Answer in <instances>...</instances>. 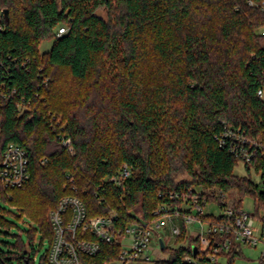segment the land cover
<instances>
[{"label":"trees","instance_id":"trees-1","mask_svg":"<svg viewBox=\"0 0 264 264\" xmlns=\"http://www.w3.org/2000/svg\"><path fill=\"white\" fill-rule=\"evenodd\" d=\"M263 3L0 0V85L8 93L1 143L25 148L31 171L23 188L0 193L37 227L27 243L14 235L17 243L0 249V264H37L38 234L40 247L48 244L39 264H49V216L65 196L83 203L86 221L115 212L119 239L130 225L154 219L168 201L160 193L194 186L210 198L233 193L238 206L251 198L259 215L263 191L251 176L234 173L240 161L218 138L228 128L256 140L261 150L243 165L264 172V98L257 91L264 88ZM50 40L51 50L41 53ZM124 166L129 177L121 175ZM183 172L190 177L178 181ZM11 225L0 213V227ZM76 240L99 244L96 255L78 252L81 264H109L121 251L82 228ZM178 240L188 246L165 247L167 258L154 264H185L197 240L185 231ZM239 255L228 254L229 262Z\"/></svg>","mask_w":264,"mask_h":264},{"label":"built area","instance_id":"built-area-1","mask_svg":"<svg viewBox=\"0 0 264 264\" xmlns=\"http://www.w3.org/2000/svg\"><path fill=\"white\" fill-rule=\"evenodd\" d=\"M251 6H256L250 1ZM264 7V3H263ZM264 9V8H263ZM3 29L0 20V31ZM66 32V28L59 29L58 35ZM264 35V28L261 32ZM258 91V96L264 98V88ZM6 87L0 85V192L12 188H23L31 179L30 159L28 151L13 143L2 146V108L1 99H7ZM57 119L54 116L53 120ZM61 124V118L57 119L55 125ZM65 125H62V129ZM221 146L230 144L229 151L242 163H251L257 153L261 150V144L256 140L246 137L241 130L226 129L218 138ZM63 143L70 146L71 140L67 134L63 136ZM127 166L122 169L123 177L130 176ZM118 182L116 177L111 179ZM264 183V180L262 181ZM264 193V187L261 189ZM159 194L160 198L168 201L159 205L153 210L154 219L138 225H130L122 238L130 239L129 244L119 242L115 229L117 215L111 212L108 217H96L86 221V210L83 203L73 196L63 197L58 208L50 213L49 220L54 232V240L48 251L49 264H81L78 252L89 255H96L99 252V244L85 240H76L77 229L90 231L95 237L108 244H120L121 251L118 259L109 264H138L140 262H152L149 252L153 251L156 256L160 255L162 248L157 250L153 247L155 229H160L166 223H170L171 237L178 240L183 231L187 233V238H194L197 242L191 244L192 254H186L183 258L185 264H229L225 258L233 251L241 252L242 247L264 248V230L258 236L257 220L264 222V207L257 215L253 212H246L242 206L236 205L227 199V193L217 191L213 198L204 194L199 187H190L187 192L171 190L168 193ZM211 195V194H210ZM10 197L9 193H5ZM214 204L219 207V214L205 213L204 207ZM191 208L195 214L185 210ZM72 210L69 222H65L66 211ZM180 219V222H177ZM198 226L197 232H190L189 225ZM71 237V240L68 239ZM162 240V239H161ZM160 245V241L158 243ZM179 246L187 247V243ZM165 247V244H164ZM194 247L197 253L194 254ZM264 251L260 264L263 261ZM160 259V258H159Z\"/></svg>","mask_w":264,"mask_h":264},{"label":"rangeland","instance_id":"rangeland-1","mask_svg":"<svg viewBox=\"0 0 264 264\" xmlns=\"http://www.w3.org/2000/svg\"><path fill=\"white\" fill-rule=\"evenodd\" d=\"M248 4L250 5V1H248ZM261 8L262 10H264L263 5H261ZM100 13L102 16L104 17L106 16L105 10H102ZM0 17H1V13H0ZM53 43L54 42L52 40L42 42L40 46V52L45 53L51 50ZM234 173L239 176H251L253 180L259 185V190L263 189L264 183H262L263 179L261 175L264 172H260L259 174V173H256L253 169L248 171L246 167H244L243 163L240 162L239 165L235 168ZM189 177L190 175L188 173L183 172V173L178 174L177 180L181 181V180L188 179ZM3 194L4 193H0V213H2L5 219L8 220L12 224L10 230L8 228L0 227V249L7 251L10 249L8 244L14 245L17 243V239L14 235L21 234L23 242L27 243L28 241L27 233L30 230V228H35L36 224L26 215H24L23 217L17 216L19 215L17 208L14 207L11 203L4 201L2 198ZM226 195H227V199L232 202L234 199H236V196L233 193L232 194L227 193ZM242 207H243V210L246 212H253V200L251 198H245L243 200ZM184 209L195 214V212L191 208L185 207ZM219 211H220L219 207L214 204H209L204 207L205 213L219 214ZM178 221L179 220L177 219V222ZM189 228H190V232H197L199 230L198 226L194 224L189 225ZM256 228L257 230L255 233L258 236H261L262 231L264 230V222L261 219L257 220ZM170 234H171L170 226L168 223H166L160 229H155L154 239L159 240L160 238L162 239L164 238V241H167V238L170 236ZM35 241H36L35 248L37 252L33 253L34 255L33 257L36 259V263L39 264L42 256L47 250L48 244H47V241H44L43 246L40 247L41 245L39 243L41 242V236L39 234L36 236ZM124 242L127 243L128 241L125 240ZM153 245L156 248H158L156 241L153 242ZM263 251H264V248L261 245L257 247L244 246L241 249L240 255L234 257V260L232 262H229V256H226L225 258L227 259L229 264H260ZM149 255L152 260H158L159 258L166 257L165 253L162 251H161V254L158 256H156L153 251L149 252ZM263 261H264V257H263ZM13 264H19V263L17 261H14Z\"/></svg>","mask_w":264,"mask_h":264},{"label":"crops","instance_id":"crops-1","mask_svg":"<svg viewBox=\"0 0 264 264\" xmlns=\"http://www.w3.org/2000/svg\"><path fill=\"white\" fill-rule=\"evenodd\" d=\"M179 221L178 222H180V219H178ZM169 224V226H170V223H168ZM187 234V233H186ZM162 238H160L159 240H157V239H154L155 241H156V243H157V247L158 248H162V246H161V242H163V245L165 244V247H177V245L178 244H181V245H184L186 242H180L179 240H176L175 238H173V237H171V234H170V236L167 238V241H164V238L161 240ZM188 239V238H187ZM128 241L127 243H125L124 241ZM155 241H153V242H155ZM159 241H160V245L158 244L159 243ZM119 242L120 243H122V244H129L130 243V239H128V238H120L119 239ZM153 247L157 250L158 248H156L154 245H153ZM164 247V248H165ZM164 248H162L163 250H164ZM161 254V253H160ZM165 256L166 257H164V258H160V259H166L167 258V255L165 254ZM154 262H155V260H152V262H140V263H138V264H154Z\"/></svg>","mask_w":264,"mask_h":264},{"label":"water","instance_id":"water-1","mask_svg":"<svg viewBox=\"0 0 264 264\" xmlns=\"http://www.w3.org/2000/svg\"><path fill=\"white\" fill-rule=\"evenodd\" d=\"M3 14H4L5 19L8 20L9 19L8 11L7 10L3 11ZM161 246H162V248H164L163 242H161ZM193 252H194V254L197 253V248L196 247H194V251Z\"/></svg>","mask_w":264,"mask_h":264}]
</instances>
